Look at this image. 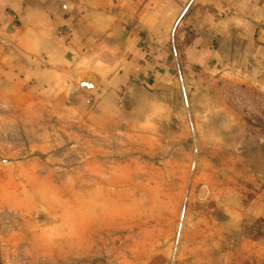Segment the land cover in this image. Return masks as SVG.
I'll use <instances>...</instances> for the list:
<instances>
[{
	"label": "rangeland",
	"instance_id": "obj_1",
	"mask_svg": "<svg viewBox=\"0 0 264 264\" xmlns=\"http://www.w3.org/2000/svg\"><path fill=\"white\" fill-rule=\"evenodd\" d=\"M238 96L185 132L0 101V264H264L234 219L264 188V102Z\"/></svg>",
	"mask_w": 264,
	"mask_h": 264
},
{
	"label": "crops",
	"instance_id": "obj_2",
	"mask_svg": "<svg viewBox=\"0 0 264 264\" xmlns=\"http://www.w3.org/2000/svg\"><path fill=\"white\" fill-rule=\"evenodd\" d=\"M239 91L264 102V0H0V101L10 113L51 97L107 132L125 117L185 132L203 103L229 105ZM234 219L264 242V188Z\"/></svg>",
	"mask_w": 264,
	"mask_h": 264
},
{
	"label": "built area",
	"instance_id": "obj_3",
	"mask_svg": "<svg viewBox=\"0 0 264 264\" xmlns=\"http://www.w3.org/2000/svg\"><path fill=\"white\" fill-rule=\"evenodd\" d=\"M238 1H240V0H231V2L232 3H236V2H238ZM69 29H62V30H59V32H58V34L60 35V36H67L68 34H69ZM148 55H149V53H150V49H149V46H148V44H144V45H142V47H141Z\"/></svg>",
	"mask_w": 264,
	"mask_h": 264
},
{
	"label": "water",
	"instance_id": "obj_4",
	"mask_svg": "<svg viewBox=\"0 0 264 264\" xmlns=\"http://www.w3.org/2000/svg\"><path fill=\"white\" fill-rule=\"evenodd\" d=\"M80 86H82L85 90L92 92V90L94 89V84L86 81V80H81L79 81Z\"/></svg>",
	"mask_w": 264,
	"mask_h": 264
}]
</instances>
